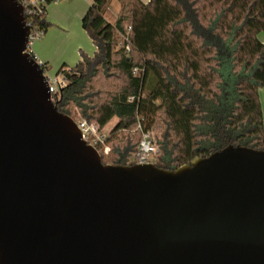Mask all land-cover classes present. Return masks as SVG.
Instances as JSON below:
<instances>
[{"label": "water", "instance_id": "1", "mask_svg": "<svg viewBox=\"0 0 264 264\" xmlns=\"http://www.w3.org/2000/svg\"><path fill=\"white\" fill-rule=\"evenodd\" d=\"M0 0V264H264V149L107 164Z\"/></svg>", "mask_w": 264, "mask_h": 264}, {"label": "trees", "instance_id": "2", "mask_svg": "<svg viewBox=\"0 0 264 264\" xmlns=\"http://www.w3.org/2000/svg\"><path fill=\"white\" fill-rule=\"evenodd\" d=\"M19 1L46 32L47 10L34 14L30 0ZM111 1L93 0L86 11L82 25L96 50L63 65L66 84L53 93L75 120L104 131L117 119L109 152L97 146L104 163H137L142 134L153 130L159 153L151 162L166 169L229 145L264 149V0H116L113 22Z\"/></svg>", "mask_w": 264, "mask_h": 264}, {"label": "crops", "instance_id": "3", "mask_svg": "<svg viewBox=\"0 0 264 264\" xmlns=\"http://www.w3.org/2000/svg\"><path fill=\"white\" fill-rule=\"evenodd\" d=\"M142 1L148 2L150 0ZM67 3L68 4H54V6H51V8L48 9L49 11H47V21L53 24H57V26L61 28L70 26L71 28L79 31L82 25L83 17L90 5L93 3V0H70ZM119 10L120 9H117V12L115 13V19L118 15ZM109 12L110 9L108 8L106 16L109 14ZM64 17H66V19L63 23L62 20ZM72 21L75 23V27H73V24H71ZM49 28L47 29L45 34L34 43L32 50L39 60L45 62V64L48 66L50 74L57 75V70L59 71L63 65L74 66L80 60L81 56L79 54V50L83 49V44H85L87 46L86 48H88L90 38L83 35V44L80 42V40L61 41V39H66V37L59 35L57 36L54 34V32L51 34V30ZM82 32L83 30L81 31V33ZM259 38L262 42H264V31L259 33ZM68 42L74 43L67 45ZM75 49H78V51H76V54H74L73 52V50ZM94 49L96 50V47ZM75 61L76 63L74 64Z\"/></svg>", "mask_w": 264, "mask_h": 264}, {"label": "built area", "instance_id": "4", "mask_svg": "<svg viewBox=\"0 0 264 264\" xmlns=\"http://www.w3.org/2000/svg\"><path fill=\"white\" fill-rule=\"evenodd\" d=\"M59 1L61 0H52V2H59ZM28 4L32 6L31 9L32 13L38 14L47 10V6L49 3H47L45 0H30ZM23 6L25 8V5ZM26 22L30 29L28 42H27V51L30 52L32 55H34L40 66L43 68V70L45 69L44 73L49 80L50 91L53 97V93L57 92L66 84L67 81L66 77L61 74H57V75L50 74L49 70H47L48 68H46L47 65L45 64V62L39 60L37 56L34 54L32 47L34 43L45 34V31L41 29L37 23H35V18L33 17H29L28 20L26 19ZM131 30H132V26L128 25L126 29V33L123 36V39L125 41L129 39V34ZM126 47H127V52H129L130 48L128 46ZM139 71L140 70L137 67L133 68L134 74H138ZM75 121L77 122L80 130L82 131L83 138L88 143L92 144L96 148L97 146H99L101 151L105 154L109 152L111 146L107 142L108 134L105 133V131H103V129L97 123H89L85 119H79ZM97 150L100 153V150L98 148ZM158 153H159V149L157 148L156 144H154V141L151 136V131L143 132L142 139L139 145V154L137 156L138 158L137 163H149L151 162V159L154 156H156Z\"/></svg>", "mask_w": 264, "mask_h": 264}, {"label": "rangeland", "instance_id": "5", "mask_svg": "<svg viewBox=\"0 0 264 264\" xmlns=\"http://www.w3.org/2000/svg\"><path fill=\"white\" fill-rule=\"evenodd\" d=\"M69 1L70 0H61L59 2H51L47 6V11H49L48 9H50L51 6H54V4H56V5H59V4L61 5L63 3L68 4L67 2H69ZM109 9H110V12H109V14L106 17H107V20H110L112 22V21L115 20V13L117 12V9H120V5H119V3L116 0H112L110 2ZM65 19H66V17L63 18V20H62L63 23L65 22ZM69 24H70V22H69ZM71 24H73V27H75V23L73 21H72ZM50 26L51 27L49 29L51 30V34L54 32V34L57 35V36L59 35V36H65L66 37V39H61V41H64V40H80V42L83 44V41H82L83 35L84 36H88L90 38L89 39L90 41H89L88 48H86L87 46L85 44H83L84 47H83V49H80L79 50V54L81 56V51H84V52H86L89 55H91V54L94 53V51H95V49H94L95 48V45L93 44V41H92L91 37L88 35L87 31L84 29V27L82 25L80 27V30L81 31L83 30L82 33H81L80 30L77 31L76 29L71 28L70 26H66V27L65 26H62V27H65L66 29L65 28H61V27L57 26V24H53V23H50ZM82 27H83V29H82ZM73 43L74 42H68L67 45H70V44H73ZM78 49L73 50L74 54H76V51H78ZM75 63H76V61L74 62V64ZM57 72H58V70H57ZM148 87H150V84L148 85ZM260 90H259V96H260V101H261L262 110H263V122H264V86H262L260 88ZM116 120L117 119L114 118L110 123H108L104 127L105 133L109 134V132L111 131L114 123L116 122ZM151 136H152V139L154 141V144H156L157 148L159 149V147H158V145L156 143L157 142L156 141V131L153 130V132H151ZM138 149H139V146H138ZM133 160H137L138 161V158L136 157V159L134 158Z\"/></svg>", "mask_w": 264, "mask_h": 264}]
</instances>
